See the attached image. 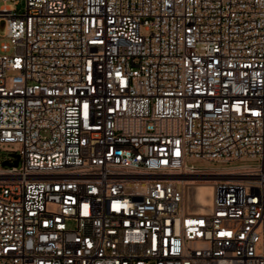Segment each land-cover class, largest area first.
Here are the masks:
<instances>
[{
    "label": "built area",
    "instance_id": "1",
    "mask_svg": "<svg viewBox=\"0 0 264 264\" xmlns=\"http://www.w3.org/2000/svg\"><path fill=\"white\" fill-rule=\"evenodd\" d=\"M1 1L0 264H264V0Z\"/></svg>",
    "mask_w": 264,
    "mask_h": 264
},
{
    "label": "rangeland",
    "instance_id": "2",
    "mask_svg": "<svg viewBox=\"0 0 264 264\" xmlns=\"http://www.w3.org/2000/svg\"><path fill=\"white\" fill-rule=\"evenodd\" d=\"M15 0H10L8 5L16 10H19L22 12L25 9V4L24 2H21L20 5H15ZM4 5V2L0 0V8ZM6 33L5 29V24L3 23L1 26V32L0 34L4 36ZM188 165L189 166H194L195 168H200V169H214V168H219V169H224L228 167H235V166H240V165H259L261 163L260 159H247V160H242V161H237V162H232V163H215V162H208L202 159H197V158H190L188 160Z\"/></svg>",
    "mask_w": 264,
    "mask_h": 264
},
{
    "label": "bare ground",
    "instance_id": "3",
    "mask_svg": "<svg viewBox=\"0 0 264 264\" xmlns=\"http://www.w3.org/2000/svg\"><path fill=\"white\" fill-rule=\"evenodd\" d=\"M191 185L194 184L193 182L190 183ZM213 184H206L196 187V194L195 198L197 200L196 208L204 213L206 211V207L212 204V197H213Z\"/></svg>",
    "mask_w": 264,
    "mask_h": 264
},
{
    "label": "water",
    "instance_id": "4",
    "mask_svg": "<svg viewBox=\"0 0 264 264\" xmlns=\"http://www.w3.org/2000/svg\"><path fill=\"white\" fill-rule=\"evenodd\" d=\"M17 164V163H16Z\"/></svg>",
    "mask_w": 264,
    "mask_h": 264
}]
</instances>
